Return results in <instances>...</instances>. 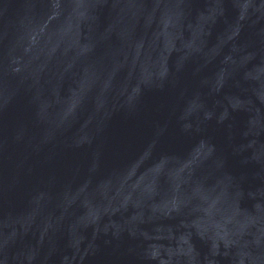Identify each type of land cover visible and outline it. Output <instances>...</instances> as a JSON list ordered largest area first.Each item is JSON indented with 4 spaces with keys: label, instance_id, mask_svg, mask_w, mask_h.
<instances>
[{
    "label": "water",
    "instance_id": "95a60500",
    "mask_svg": "<svg viewBox=\"0 0 264 264\" xmlns=\"http://www.w3.org/2000/svg\"><path fill=\"white\" fill-rule=\"evenodd\" d=\"M0 264H264V0H0Z\"/></svg>",
    "mask_w": 264,
    "mask_h": 264
}]
</instances>
